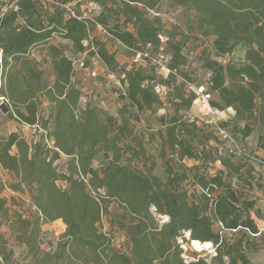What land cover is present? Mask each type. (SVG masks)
<instances>
[{
    "label": "trees",
    "instance_id": "16d2710c",
    "mask_svg": "<svg viewBox=\"0 0 264 264\" xmlns=\"http://www.w3.org/2000/svg\"><path fill=\"white\" fill-rule=\"evenodd\" d=\"M10 1H15L17 10H9L2 18L0 73L3 74V68L9 63V59H21L19 61L29 75L28 78L23 76L22 80L28 86L29 81L33 82L34 90L24 92L20 100L24 110L17 109L15 115L21 121L34 124L38 119L39 104L36 93L46 88L36 86L40 85L41 72L33 70L25 54L34 45L45 43L53 34L69 39L75 50L83 51V41L88 39V29L84 21L72 16L65 17L64 10L58 5L40 9L42 6L37 0ZM130 1L153 8L159 0ZM172 2L180 6L188 5L197 12L198 22L205 24L214 37L212 47L216 55L228 54L238 42L245 43L244 61L237 65H223L214 59L204 62V66L210 70L209 85L206 86L212 92L209 103L218 109L231 107L234 110L233 134H239L242 138L248 136L254 129L248 121L254 119L264 128V0ZM131 5V2H126L125 15L133 17L131 22L134 30L121 29L115 24L109 28L110 33L130 47L137 46L138 42L159 44L158 37L161 34L158 28L142 18V11L137 6ZM42 15L45 16L44 20ZM106 17L101 13L95 21L102 27H107ZM18 18L23 20V24L17 22ZM166 44L171 50L169 68L175 69L183 65L185 57L181 54L180 42L168 40ZM88 48H91L90 54H96L111 71L119 67L114 54L101 38L93 36ZM48 49L54 80L46 93L50 100L57 102L53 120L56 147L71 154L72 148L69 149L60 138L65 133L63 131H67L74 141L73 149L77 151L80 173L77 177L69 178L68 189L62 190L55 185L59 174L52 166L57 152L49 158V150L45 144L38 142L33 146L29 145L17 132L0 138V165L30 186L34 201L44 217L62 218L67 225L65 240L60 243L57 253L45 254L36 264H75L65 258L68 253L81 249L89 251L91 264H210L200 257L183 262L175 242L182 231L189 233L190 241L210 242L215 250L213 260L216 264H252L247 256L248 247L243 242L262 232L252 217V213L256 216L260 213L255 200L247 198L241 189L234 188L231 179L224 177L222 170L214 175L195 171L192 182L199 186L200 192L190 194L184 186L190 169H186L180 161L184 157L198 158L201 154L192 144L195 124L181 116L173 115L168 121L165 116H161L160 121L165 126V135H161V156L165 158L166 153L170 157L175 156L178 167L182 170L174 168L166 160L168 176L165 181H160L154 175L144 176L132 166L120 163L122 152L127 150L119 146V133L128 130L124 124L115 126L112 117L103 121L95 108L84 110L82 117L75 119L70 112L71 103L68 100L72 93L78 96V90L72 82L73 62L61 48L49 45ZM123 73L121 82L126 84V94L121 96L128 100L130 106L142 110L160 103L153 86L146 83L148 76L140 69H123ZM163 83L167 84L168 81L164 80ZM176 97L190 106L196 95L189 92L184 98L178 92ZM256 97L259 98L257 115ZM64 107L69 110V115L64 112ZM58 129L62 135L57 132ZM257 144L264 151V135L258 134ZM12 147L16 148V153H11ZM99 147L104 149L109 165L104 178L95 189L104 188L108 197L128 204L131 213L136 216L145 213L154 222L150 213L151 206L158 214L168 216V221L154 231L150 230L154 227L149 229L141 218L130 224L126 230L131 244L130 254L110 247L109 238L98 230L96 222L100 218L101 206L86 190L83 178H80L95 174L91 162ZM201 151L204 152L203 149ZM218 160L224 168L234 173L242 187H252L253 165L234 161L229 155L219 156ZM260 160L264 164V155ZM214 222L218 226L216 231L212 228ZM232 229L236 231L233 232ZM226 233L238 237L233 241L227 240Z\"/></svg>",
    "mask_w": 264,
    "mask_h": 264
},
{
    "label": "rangeland",
    "instance_id": "374dc122",
    "mask_svg": "<svg viewBox=\"0 0 264 264\" xmlns=\"http://www.w3.org/2000/svg\"><path fill=\"white\" fill-rule=\"evenodd\" d=\"M37 1L42 6L40 9L58 5L64 10L65 17L72 16L84 21L88 29V39L83 41L85 49L77 51L69 39L53 34L45 43L34 45L25 54L33 70L41 72L40 85L36 86L46 88L36 93L39 104L38 119L34 124L21 121L15 115L17 109L24 110L20 100L25 91L34 90V84L30 81L29 86L24 84L23 76L28 78L29 75L19 61L21 59L8 60L9 63L3 68V74L0 73V138L17 132L29 145L33 146L38 142L45 144L49 150V158L57 152V157L52 160V166L59 174L55 185L62 190L68 189L69 178L77 177L80 173L77 151L73 149L74 141L68 132L63 131L65 133L62 135L61 130H57L62 135L60 138L63 142L69 149L72 148L71 154L60 150L55 143L56 128L53 120L57 102L48 98L46 90L54 80L48 47L57 46L73 62L72 82L78 90V96L72 93L68 100L71 103L70 112L74 114L75 119L79 120L84 110L95 108L103 121H108L107 118L112 117L115 126L124 124L128 128L122 134L119 133L121 138L119 146L127 149L122 152L121 164L132 166L144 176L154 175L160 181H165L168 176L166 160H169L174 168L178 167V162L175 156L170 157L168 153L165 158L161 156V135H165V126L160 121L161 116H165L167 121L173 115L181 116L195 124V138L192 144L201 154L198 158L184 157L180 161L186 169H190L184 186L190 194L200 192L199 186L192 182V174L198 171L214 175L222 170L223 176L231 179L234 188L241 189L247 198L254 199L260 213L258 216L252 213V217L262 232L256 237L244 240L243 244L248 247L247 256L252 264H264V164L260 163L264 151L258 148L257 144L258 134L264 135V128L259 126L257 119L248 121L254 129L248 136L242 138L239 134L232 133L234 110L231 107L218 109L210 104L207 109L198 107L193 101L187 106L176 97L179 92L186 98L189 92L195 93V87L209 85L210 70L204 66L206 60L214 59L223 65H237L243 62L245 43L238 42L228 54L216 55L212 47L214 37L205 24L198 22L197 12L188 5H176L172 0H159L153 8L136 5V2L130 0ZM127 1L142 11V18L150 25L158 28L163 37L162 39L158 37L159 44L138 42L137 46L130 47L110 33L109 28L115 24L121 29L134 30L131 22L133 17L130 14L125 15ZM1 2L8 3L10 0ZM101 13L107 16V27L99 24L100 29L95 19ZM42 18L44 20L45 16L42 15ZM17 22L23 24L21 18H18ZM93 36L101 38L114 54L119 64L115 71L108 69L96 54H90L91 48H88V45ZM168 40L180 42L181 54L185 57V63L175 69L169 68L171 50L166 44ZM132 68H138L148 76L146 83L153 86L160 103L137 110L121 96L126 94V84L121 82L124 78L123 69ZM164 80L168 83L164 84ZM255 102L257 115L258 97L255 98ZM64 112L70 114L67 107H64ZM11 153H16L15 147L11 148ZM225 155L231 156L234 161L253 165L251 188L242 187L234 173L222 166L218 157ZM108 165L109 158L105 156L104 149L99 147L91 162L95 174H87L80 178H83L86 190L101 206L100 218L96 222L98 230L109 238L110 247L118 252L130 254L131 244L128 240L127 227L141 218L149 229L154 227L150 229L154 231L168 221V216L158 214L152 206L150 213L154 222L145 213L136 216L131 213L128 204L117 198L108 197L104 188L95 189L104 178ZM178 170L182 169L178 167ZM66 228L67 225L62 218L44 217L34 201L30 186L21 182L15 173L0 165V264H36V261L45 254H56L60 243L65 240ZM212 228L214 231L218 230L217 223L214 222ZM225 237L233 241L238 236L226 233ZM175 242L178 244L183 262L200 257L210 264H216L213 260L215 256L213 245L208 250L196 249L193 241L189 240L187 231H182ZM65 260H72L75 264H91V255L87 249H81L68 253Z\"/></svg>",
    "mask_w": 264,
    "mask_h": 264
},
{
    "label": "built area",
    "instance_id": "2783aa9c",
    "mask_svg": "<svg viewBox=\"0 0 264 264\" xmlns=\"http://www.w3.org/2000/svg\"><path fill=\"white\" fill-rule=\"evenodd\" d=\"M9 10L16 11L17 10V5L15 4V1H10V2H1L0 0V31L2 29V18L5 13H7ZM97 27L101 29V26L98 24ZM159 37L162 39V35H159ZM0 54H1V49H0ZM195 92V99L193 100L194 104L197 105L198 107H206L209 109L210 106V100L212 98V92L208 90V88L204 85H200L198 87H195L194 89ZM47 141V140H46ZM48 143V142H47ZM48 146H50L48 144ZM219 225L222 226V224L219 222ZM233 232L236 231V229H232Z\"/></svg>",
    "mask_w": 264,
    "mask_h": 264
},
{
    "label": "bare ground",
    "instance_id": "6f19581e",
    "mask_svg": "<svg viewBox=\"0 0 264 264\" xmlns=\"http://www.w3.org/2000/svg\"><path fill=\"white\" fill-rule=\"evenodd\" d=\"M194 246L196 247V249H211V243L210 242H199V241H193Z\"/></svg>",
    "mask_w": 264,
    "mask_h": 264
},
{
    "label": "water",
    "instance_id": "95a60500",
    "mask_svg": "<svg viewBox=\"0 0 264 264\" xmlns=\"http://www.w3.org/2000/svg\"><path fill=\"white\" fill-rule=\"evenodd\" d=\"M188 235H189V233H188Z\"/></svg>",
    "mask_w": 264,
    "mask_h": 264
}]
</instances>
